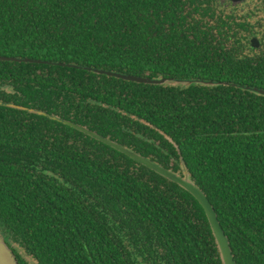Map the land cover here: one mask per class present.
<instances>
[{
  "label": "trees",
  "instance_id": "trees-1",
  "mask_svg": "<svg viewBox=\"0 0 264 264\" xmlns=\"http://www.w3.org/2000/svg\"><path fill=\"white\" fill-rule=\"evenodd\" d=\"M244 7L0 0V56L39 61H0V235L19 264H222L190 194L61 121L189 175L235 264H264V8Z\"/></svg>",
  "mask_w": 264,
  "mask_h": 264
},
{
  "label": "water",
  "instance_id": "water-1",
  "mask_svg": "<svg viewBox=\"0 0 264 264\" xmlns=\"http://www.w3.org/2000/svg\"><path fill=\"white\" fill-rule=\"evenodd\" d=\"M233 2L237 3L241 0H232ZM252 47L257 48L259 46V43L256 39L251 40ZM0 61H12V62H24V63H39V61H34L30 59H15V58H8L0 56ZM98 74H106L108 76L115 77L117 79H122L124 81L129 82H135L139 84H152V85H172V86H189L192 83L191 82H173V81H166V80H151L148 78H142V77H136V76H130V75H122V74H116V73H110V72H104V71H96ZM255 91L259 92L260 94L264 95V91L257 90ZM10 107H15L12 105H9ZM18 109L28 111L31 114H36L39 116L48 117L51 120H55V117L49 116L46 113L43 112H37L33 109H26L23 107H17ZM62 124L69 126L72 129H75L79 131L80 133H83L87 135L90 138H93L102 144L120 152L121 154L127 156L134 162L141 164L145 168L155 172L159 176L177 184L180 188H182L184 191H186L188 194H190L201 206L203 209L206 219L208 221V224L210 226L211 232L213 234L215 243L218 248L220 260L222 264H235L232 250L230 248V243L228 240V237L225 235L223 229L220 226V223L218 221L217 215L204 195V193L194 184L192 179L189 175H185V177H180L177 174H174L167 170L166 168L155 164L154 162L140 156L139 154H136L134 152H131L127 150L126 148L120 146L116 142H113L109 139L103 138L100 135L96 134L95 132H92L84 127H81L79 125H76L70 121H61ZM0 264H19L17 259L15 258L13 252L7 245V243L3 240L2 236H0Z\"/></svg>",
  "mask_w": 264,
  "mask_h": 264
},
{
  "label": "flooded vegetation",
  "instance_id": "flooded-vegetation-1",
  "mask_svg": "<svg viewBox=\"0 0 264 264\" xmlns=\"http://www.w3.org/2000/svg\"><path fill=\"white\" fill-rule=\"evenodd\" d=\"M213 3H218V5L221 8L223 7V9H225V11L226 10L230 11V9L237 11L236 17H239L240 15H238V13H243V11L245 10L244 6H248L247 8H249L251 6L262 7L261 5L264 4V0H241L240 2H237V3L233 2L232 0H213ZM230 13H234V12H230ZM226 14L223 16H226ZM234 14H236V13H234Z\"/></svg>",
  "mask_w": 264,
  "mask_h": 264
},
{
  "label": "rangeland",
  "instance_id": "rangeland-1",
  "mask_svg": "<svg viewBox=\"0 0 264 264\" xmlns=\"http://www.w3.org/2000/svg\"><path fill=\"white\" fill-rule=\"evenodd\" d=\"M261 6H262V7H259V8H264V4L261 5ZM248 10H249V9H248ZM248 10H247V11L245 10V12H243L242 15H244V13L249 12ZM255 18H256L257 20L262 21L261 23L264 25V11L258 12V13L255 15ZM11 242H12V241H11ZM31 264H33V263H31Z\"/></svg>",
  "mask_w": 264,
  "mask_h": 264
}]
</instances>
